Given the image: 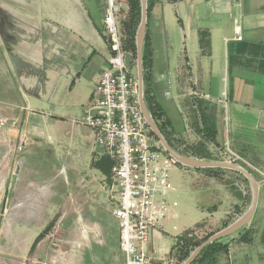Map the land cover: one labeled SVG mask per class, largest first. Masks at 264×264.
<instances>
[{"label":"crops","instance_id":"0c3cea01","mask_svg":"<svg viewBox=\"0 0 264 264\" xmlns=\"http://www.w3.org/2000/svg\"><path fill=\"white\" fill-rule=\"evenodd\" d=\"M104 6L103 0H0V101L4 115L17 122L0 129V200L8 203L0 216L14 218L9 228L0 224V264L47 261L49 245L38 244V238L58 218L74 239L81 236L75 229L80 219L97 225L94 231L103 241L88 245L87 263L125 262L114 216L113 162L91 128L81 123L111 59ZM147 25L152 58L147 87L165 120L170 145L186 152L199 143L203 161L242 167L254 176L262 196L264 0H157ZM201 31L208 32L204 51ZM23 142L26 147L18 153ZM82 163L84 172L89 168L94 175L91 184L78 182ZM202 173L220 184L228 201L225 216L209 214L207 223L220 226L237 208L241 214L248 195L235 186H244L245 176L218 167L202 168ZM87 198L94 205L91 211L85 208ZM108 198L115 205L116 223L102 226L91 218L101 211L98 207L108 208ZM257 210L245 235L209 249L208 256L216 257L213 264H219L221 252L229 255L230 264H264V205L255 222ZM171 213L160 229L150 231L146 251L151 254L156 245L157 256L176 254L178 246L185 263L198 244L192 234L167 237ZM204 234L203 241L211 237Z\"/></svg>","mask_w":264,"mask_h":264},{"label":"built area","instance_id":"2783aa9c","mask_svg":"<svg viewBox=\"0 0 264 264\" xmlns=\"http://www.w3.org/2000/svg\"><path fill=\"white\" fill-rule=\"evenodd\" d=\"M110 2L105 25L111 59L94 86L81 123L91 128L96 144L113 162L112 198L116 203L119 247L125 256L123 264H184L177 255L178 246L176 254L157 256L146 251L150 231L160 229L170 215V169L174 162L180 163L165 150L144 117L139 81L132 74L131 65L125 63L127 54L120 43L114 5ZM236 39L241 40L240 34ZM194 95L199 96L197 92ZM16 123L1 116L0 129ZM25 147L23 142L16 151L22 153Z\"/></svg>","mask_w":264,"mask_h":264},{"label":"rangeland","instance_id":"374dc122","mask_svg":"<svg viewBox=\"0 0 264 264\" xmlns=\"http://www.w3.org/2000/svg\"><path fill=\"white\" fill-rule=\"evenodd\" d=\"M104 1V7L106 10V13L110 11L111 2L110 0H103ZM114 5L113 9V16L115 17L117 29H118V35L120 37V43L123 45V37H125V28L124 23L126 19L128 18L129 14V6H128V0H111ZM92 8L95 9L92 3H89ZM141 22V18H140ZM139 22V25H140ZM138 25V27H139ZM137 27V30H138ZM147 31V29H146ZM105 32L106 27H105ZM137 34V31H136ZM108 36V34H107ZM136 41V36H135ZM137 48V45H136ZM124 50V48H123ZM125 51V50H124ZM126 54L130 55L131 57V71L132 74L138 78L137 73V55L133 56V54L128 50ZM1 103V101H0ZM5 108V104H0V118L1 116L7 117L4 115L3 111ZM153 117V116H152ZM8 118V117H7ZM154 119V118H153ZM155 121V120H154ZM67 129L65 130V132ZM162 133V132H161ZM164 136V134H163ZM167 137V136H166ZM164 136V138L166 139ZM168 144L170 145L169 141L166 139ZM2 142L0 140V146H2ZM174 144V143H173ZM171 146V145H170ZM200 144H195L193 147L187 148L186 152L177 149L175 145L171 148L178 153L181 156L191 158V159H198L202 160V154H199L198 148H200ZM201 149V148H200ZM255 151L258 153L259 150L255 148ZM264 152V151H263ZM264 154V153H263ZM2 157V156H1ZM80 159L84 157V155H78ZM236 158V157H235ZM6 164V163H5ZM4 164V165H5ZM83 164V174L82 176L78 177V182L81 184V182L93 183L94 182V175L91 174L89 168H87L84 172L85 166ZM87 171V172H86ZM202 168H191L186 167L182 164H178L177 162H174L173 166L170 169V178H171V184L173 186L172 192L168 195V202L171 205V220L168 222L167 227V233L169 234L167 237H170L171 235H182L186 231L195 229L193 232L194 239L193 243L194 245H197L201 243L203 240L202 238H206L205 232L208 234V232L213 236L215 233L221 231L224 229L225 225L228 222L232 224L234 221H236L238 218L243 216L245 212L250 208L252 203V190L250 183L248 180L243 177L245 180L244 186L238 184V186H235L237 189L240 190L239 193L246 194L247 193V203L246 207L244 208L243 212L240 214L238 211V208L235 209L233 216L229 214V218L225 220L223 224H220V226H213L211 227V223H207L206 219L211 218L209 214H213L214 218H222L225 216V212L227 211L226 208L228 207V201L225 200L223 197V188L220 186V184L214 182L213 180L210 182L207 178L205 179L203 177ZM77 178V177H76ZM4 176L0 174V187H4L3 183ZM112 180V176H111ZM113 182V181H112ZM113 186V183H112ZM112 190V189H111ZM221 191V192H220ZM245 191V192H244ZM262 196L258 195V202H257V218L255 222L260 220V212L262 210V206L264 205V190L262 189ZM88 200V198H87ZM86 204V209L93 210V202L88 200ZM216 204L217 209L214 210L213 206ZM8 203L0 200V206H2L0 210V215H5V211L7 208ZM116 205V203H115ZM115 205L111 203V200L108 198L105 201V206L108 208H101L98 207L97 209H101V211L94 212L93 218L91 220H96L99 222L102 226H108V225H114L116 223L115 218L112 215V211L114 210ZM97 209L95 211H97ZM232 220V221H231ZM85 219H80L78 223H76L75 227L76 232H78L80 238L83 239H74L70 235L65 234V227L63 228L62 219L58 218L55 220L52 225L48 227V229L38 238V244H41L42 242L48 243L49 245V259L47 261H42L40 264H89L87 263V260L85 259L87 251L89 250L90 243L92 242H102V237L99 234L98 231H94L96 224H90L85 222ZM12 223H14V218L11 217H2L0 216V224H3L5 228H9V226ZM250 223V222H249ZM163 224V223H162ZM7 225V226H6ZM248 225V224H247ZM256 225V224H255ZM202 226L204 230L202 229ZM222 226V227H221ZM222 228V229H219ZM87 229V231H86ZM90 229L93 231H90ZM82 233L87 234L88 241H85L86 235H82ZM91 233V235H89ZM238 233V234H237ZM233 234L232 236L222 238L221 240L215 241L213 243H220V245H224V243H232L236 238L240 236V234L246 233V228L241 229L239 232ZM213 234V235H212ZM66 235V236H65ZM210 236V235H209ZM71 237V238H70ZM91 238H94L92 240ZM222 241V242H221ZM212 243V244H213ZM156 245H154V249H152L150 252L153 254L156 251ZM157 252V251H156ZM99 256L96 257L98 262L102 263V260L99 258ZM234 259V255H232ZM229 255L225 252H221L219 254V264H230Z\"/></svg>","mask_w":264,"mask_h":264},{"label":"water","instance_id":"95a60500","mask_svg":"<svg viewBox=\"0 0 264 264\" xmlns=\"http://www.w3.org/2000/svg\"><path fill=\"white\" fill-rule=\"evenodd\" d=\"M148 23V0H141V22L137 30L136 34V45H137V73H138V81H139V91H140V105L144 117L148 121V124L155 134V136L162 142L165 150L173 156L180 164L191 167V168H210V167H218V168H229L235 171H238L242 175L246 177L248 182L250 183L252 190V203L250 208L245 212L243 216L238 218L232 224L228 225L221 231L215 233L211 236L206 242L200 245L195 251L189 256V258L185 261L184 264H192L194 260L199 256L201 251L208 245L212 244L215 241L221 240L222 238H226L232 236L233 234L239 232L241 229L247 226V224L251 221L258 202L259 195V185L254 176L243 169L242 167L235 165L233 163L226 162H211V161H203L198 159H191L176 153L168 144L160 129L158 128L156 122L154 121L147 104L144 100V67H143V52H144V41L146 37V29ZM131 57L130 55H126L125 63L130 66L131 65Z\"/></svg>","mask_w":264,"mask_h":264},{"label":"trees","instance_id":"16d2710c","mask_svg":"<svg viewBox=\"0 0 264 264\" xmlns=\"http://www.w3.org/2000/svg\"><path fill=\"white\" fill-rule=\"evenodd\" d=\"M157 0H148V17L150 13V9L153 6V4ZM172 2H178L180 0H170ZM128 6H129V14L128 18L126 19L124 23L125 28V37H123V48L125 52H128V50L133 54V56L137 55V48H136V31L137 27L140 22L141 18V0H128ZM208 36V32L201 31L200 33V40L202 45V50L204 51L207 46L206 38ZM109 39V38H108ZM110 41V40H109ZM152 65V58H151V44H150V35H149V29L147 25V31H146V37L144 41V52H143V67H144V100L147 104V107L149 109V112L153 116L158 128L162 132V134L165 135V120H162V113L160 111H157L156 106L153 105V102L151 100V97L149 95V89L147 87V78L149 76V70L151 69ZM166 139L169 141V139L166 137ZM229 224L227 223L224 227H227ZM196 229V228H195ZM195 229L188 230L184 233V235H190L193 234ZM209 238V237H208ZM208 238L199 243L198 247L202 245L204 242L208 240ZM217 243L210 244L206 246V248L201 251L199 256L194 260L193 264H202V262H207L205 264H213L216 261V257H209L208 251L209 249L215 247ZM189 256L186 255L184 258H187Z\"/></svg>","mask_w":264,"mask_h":264}]
</instances>
